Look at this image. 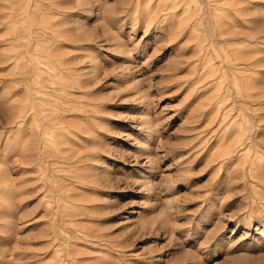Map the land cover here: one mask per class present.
I'll use <instances>...</instances> for the list:
<instances>
[{
	"label": "rangeland",
	"instance_id": "rangeland-1",
	"mask_svg": "<svg viewBox=\"0 0 264 264\" xmlns=\"http://www.w3.org/2000/svg\"><path fill=\"white\" fill-rule=\"evenodd\" d=\"M0 264H264V0H0Z\"/></svg>",
	"mask_w": 264,
	"mask_h": 264
}]
</instances>
